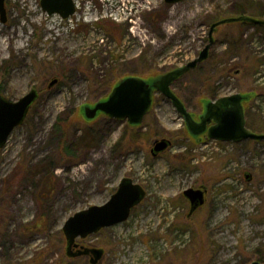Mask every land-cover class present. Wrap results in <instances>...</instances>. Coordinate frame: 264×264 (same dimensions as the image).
I'll list each match as a JSON object with an SVG mask.
<instances>
[{
	"label": "rangeland",
	"instance_id": "obj_1",
	"mask_svg": "<svg viewBox=\"0 0 264 264\" xmlns=\"http://www.w3.org/2000/svg\"><path fill=\"white\" fill-rule=\"evenodd\" d=\"M84 1L75 0L67 19L49 15L41 0H5L6 22L0 14V93L13 101L33 88L40 93L0 150V264H58L68 218L105 204L124 177L147 195L125 222L78 240L105 250L99 264H264V141L204 135L198 142L162 94L138 127L82 114L106 82L151 78L194 60L214 22L264 19V0ZM214 38L208 60L175 91L196 117L204 101L251 93L247 124L264 132V26L226 24ZM58 122L67 124L73 158L57 159ZM160 138L172 146L155 157ZM190 187L207 189L205 204L191 213L183 195Z\"/></svg>",
	"mask_w": 264,
	"mask_h": 264
},
{
	"label": "water",
	"instance_id": "obj_2",
	"mask_svg": "<svg viewBox=\"0 0 264 264\" xmlns=\"http://www.w3.org/2000/svg\"><path fill=\"white\" fill-rule=\"evenodd\" d=\"M184 0H165L176 4ZM41 6L49 15L59 14L67 19L76 13L74 0H41ZM0 14L6 22L5 0H0ZM248 23L264 26V19L249 15L232 16L214 22L210 26L209 41L198 57L183 66L176 67L151 78L129 75L121 78L111 88L109 94L93 104L83 106L82 114L88 122L101 115L110 119L127 122L138 127L154 105L155 95L162 94L171 101L185 121L190 136L201 142L205 135L209 140L240 143L245 140L264 141V132L259 133L247 126L245 104L252 98L251 93H235L203 103V111L196 118L182 98L175 92L174 84L186 74L196 69L210 57L215 44L214 34L222 25ZM58 83L53 79L49 87ZM39 91L31 89L20 99L13 101L0 93V149L7 143L15 128L21 126L34 103L39 99ZM210 124V125H209ZM172 145L168 138L157 139L151 149L153 156H159ZM206 188L190 187L183 192L191 206V212L206 202ZM147 195L144 187L130 177L121 179L116 192L103 205H93L68 218L62 227L66 241V255L70 258L90 257V264H99L105 254L103 248L80 245L78 239H86L92 234L115 226L129 219L132 210L143 202ZM251 264H263L255 261Z\"/></svg>",
	"mask_w": 264,
	"mask_h": 264
},
{
	"label": "trees",
	"instance_id": "obj_3",
	"mask_svg": "<svg viewBox=\"0 0 264 264\" xmlns=\"http://www.w3.org/2000/svg\"><path fill=\"white\" fill-rule=\"evenodd\" d=\"M180 81V80H179ZM177 83V82H176ZM111 88H112V84H111V82H106L105 84H102V91L99 93V98L97 99V100H99V99H101V98H103V97H105V96H107L108 95V93L110 92V90H111ZM209 95H213V96H215V94L217 93V89L216 88H214V89H209L208 90V92H207ZM179 96H180V94L179 93H177ZM181 97V96H180ZM40 98V97H39ZM182 98V97H181ZM183 99V98H182ZM39 100V99H38ZM38 100H37V102H38ZM96 100V101H97ZM36 102V103H37ZM185 102V101H184ZM35 103V104H36ZM186 103V102H185ZM34 104V105H35ZM33 105V106H34ZM187 105V104H186ZM33 108V107H32ZM248 125V124H247ZM67 126V124H65V123H60V122H58V123H56L55 125H54V133H55V136L57 137V139L59 140V143H58V151H59V154H58V156H57V159L59 160V159H61V160H64V159H70V158H73L74 157V155H73V152L72 151H70L69 150V146H66V138H67V136L66 135H64V130H65V127ZM249 127V126H248ZM79 148H81V145L80 146H76L74 149H79ZM56 162V159H55V161H54V163ZM47 164H49L48 162L43 166V167H45ZM50 164H53V161L52 160H50ZM56 166V165H55ZM54 166V167H55ZM53 167V166H52ZM51 167V168H52ZM53 167V168H54ZM51 168H49L48 169V171H50L51 170ZM45 170V169H44ZM51 184V183H50ZM50 187V186H49ZM78 258H81V257H78ZM78 258H69L68 256H64L59 262H58V264H68V262H72V261H74V260H77ZM83 258V257H82ZM33 264V263H32Z\"/></svg>",
	"mask_w": 264,
	"mask_h": 264
},
{
	"label": "flooded vegetation",
	"instance_id": "obj_4",
	"mask_svg": "<svg viewBox=\"0 0 264 264\" xmlns=\"http://www.w3.org/2000/svg\"><path fill=\"white\" fill-rule=\"evenodd\" d=\"M198 119V117H196ZM210 125V124H209ZM207 196V195H206ZM80 245H82L81 243H79ZM86 258H88V260H90L89 256H85Z\"/></svg>",
	"mask_w": 264,
	"mask_h": 264
},
{
	"label": "bare ground",
	"instance_id": "obj_5",
	"mask_svg": "<svg viewBox=\"0 0 264 264\" xmlns=\"http://www.w3.org/2000/svg\"><path fill=\"white\" fill-rule=\"evenodd\" d=\"M85 1H86V0H85ZM85 1H84V2H85ZM86 3H87V2H86ZM86 8H88V7H86ZM92 9H93V8H92ZM85 10H86V9H85ZM89 10H91V9H89ZM16 37H17V36H16Z\"/></svg>",
	"mask_w": 264,
	"mask_h": 264
}]
</instances>
